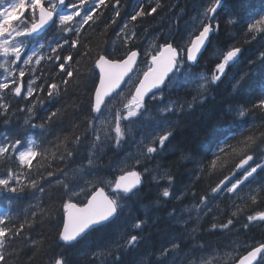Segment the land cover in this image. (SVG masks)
Here are the masks:
<instances>
[{"label":"snow or ice","instance_id":"obj_1","mask_svg":"<svg viewBox=\"0 0 264 264\" xmlns=\"http://www.w3.org/2000/svg\"><path fill=\"white\" fill-rule=\"evenodd\" d=\"M166 10L165 0H0V198L18 209L0 216V264H264V240L239 238L264 228V119L195 149L173 143L171 119L206 103L253 42L232 92L264 70V0H199L183 26L142 37ZM258 96L222 117H264V88ZM197 184L195 217L173 208L165 241L140 254L148 218L130 203L146 186L152 207L182 202ZM44 226L52 238H34Z\"/></svg>","mask_w":264,"mask_h":264},{"label":"trees","instance_id":"obj_2","mask_svg":"<svg viewBox=\"0 0 264 264\" xmlns=\"http://www.w3.org/2000/svg\"><path fill=\"white\" fill-rule=\"evenodd\" d=\"M125 2L131 4L132 0H125ZM260 2L261 0H253V3L257 6H259ZM165 3L167 5V10L165 12H160L159 15L155 16V19L151 17L146 18V22L140 26V35L142 37L146 36L143 32V28L145 27L148 28V33L155 34L156 32L167 30L170 25H174L177 21H179L181 26H183L189 16L193 14V8L198 5L199 0H165ZM146 38L150 39V36H147ZM260 46L261 42L259 41L246 46L240 58V63L229 71L214 93L209 96L206 103L203 105H197L193 110L187 111V113L184 112L178 116L171 117L174 121L178 120L180 124V127L177 128V133L173 143H191L192 148L195 149L202 142H206L214 138L217 134L229 133L230 135H237L239 132L246 131L249 123L264 119V117H262L258 112L255 115H249L244 123H240L239 121L234 123L222 117V112L231 104L236 103L237 101H247L248 103H253L259 98L258 93L262 88H264V70H261L258 66L250 73V79H248L244 84L239 95L232 92L231 82L235 79L239 72L246 70L247 61L255 57ZM208 55L206 53L203 57V60L207 61V63L202 62L199 66V70H210L212 61L208 59ZM45 71H47V68H45ZM81 72L83 73V69H81ZM78 96V92L70 89L69 95L63 100V104L66 106L69 113V120L72 119V114L75 111L72 107L73 102ZM187 99L190 100L191 96L187 97ZM174 159V157L169 156L166 160H163V163L161 161V163L165 165L172 164ZM192 167L193 165H188V169H191ZM181 171L183 172V170ZM177 179L179 184L178 187L183 186V183L187 182V178L185 180L184 175H179ZM205 187L206 184H197L193 188V190L197 193L196 197H193L191 192H189L188 196L182 202L173 200L170 203L159 207L151 206V201L154 200L155 193L152 188L148 186L145 187L144 191L140 195V198L132 201L130 204V209L132 208L131 215L139 216L141 218L147 216L148 218V225L145 228L148 232L145 235L149 237V243L141 246L140 254H143L151 245H159L165 241L166 238H159L156 240L155 238L157 230H166L167 232L171 231L167 213L173 208H175L178 213H183V210L189 205H196L198 203L199 195L203 194ZM0 204H6V211L10 215L14 216L18 210L15 203H9L2 198H0ZM142 205H149L147 211L144 207H142ZM127 213L128 210L126 209V216ZM183 215L185 218L188 216L186 213H183ZM205 219V221H207L208 218L205 217ZM38 233H42L43 236H47L50 239L52 238L50 229L47 226L37 228L36 232L32 233L33 237L39 238ZM204 234H207L206 231ZM158 236L160 235L158 234ZM220 238L221 237H210L209 239L220 242L227 239V237ZM239 238L241 240L246 239L248 242L264 240V228L257 227L247 232L241 230ZM134 256H137V254H133V256L126 257L125 259L130 261L134 258ZM74 259L75 264H84L83 257L77 256Z\"/></svg>","mask_w":264,"mask_h":264},{"label":"rangeland","instance_id":"obj_3","mask_svg":"<svg viewBox=\"0 0 264 264\" xmlns=\"http://www.w3.org/2000/svg\"><path fill=\"white\" fill-rule=\"evenodd\" d=\"M185 87L187 88L188 86H185ZM181 91H182V90H181ZM185 112L187 113V111H185ZM146 119H147V120H150V119H152V117L149 116V117H146ZM178 186H179V184H178ZM188 209H191V215H192L193 217H195V215H196L195 205H189L187 208H185V209L183 210V213H186V214L189 215V212L187 211ZM162 226H163V225H162ZM254 228H257V227H254ZM147 232H148V230L146 229V230H145V234H146ZM168 233H169V232H167L166 230H161V231H158V230H157L155 240H156V239H159V238H161V239L166 238ZM158 234H159L160 236H158ZM204 235H207V234H204Z\"/></svg>","mask_w":264,"mask_h":264},{"label":"bare ground","instance_id":"obj_4","mask_svg":"<svg viewBox=\"0 0 264 264\" xmlns=\"http://www.w3.org/2000/svg\"><path fill=\"white\" fill-rule=\"evenodd\" d=\"M201 69V68H200ZM0 71H2V70H0ZM200 71H203V70H200ZM180 94L182 95V91L180 92ZM188 111H191V110H188ZM162 163H163V161H162ZM191 196V195H190ZM192 197V196H191ZM195 199V198H194ZM188 200V199H187ZM192 200V199H191ZM190 200V201H191ZM189 201V200H188ZM194 201V200H193ZM192 201V202H193ZM197 203V202H196ZM131 204V203H130ZM182 206H183V204H182ZM132 209V208H131ZM128 210V209H127ZM6 211V204H0V216H3V214H4V212ZM127 215H128V213H127ZM187 218V217H186ZM206 220V219H205ZM206 237H207V235H205ZM243 236V235H242ZM222 238V237H221ZM220 238V239H221ZM252 241V240H251Z\"/></svg>","mask_w":264,"mask_h":264},{"label":"flooded vegetation","instance_id":"obj_5","mask_svg":"<svg viewBox=\"0 0 264 264\" xmlns=\"http://www.w3.org/2000/svg\"><path fill=\"white\" fill-rule=\"evenodd\" d=\"M184 178H185V180H186V178H187V177H186V176H184Z\"/></svg>","mask_w":264,"mask_h":264}]
</instances>
